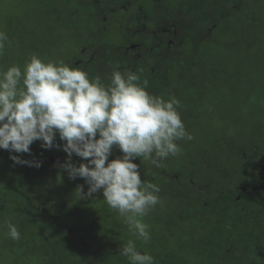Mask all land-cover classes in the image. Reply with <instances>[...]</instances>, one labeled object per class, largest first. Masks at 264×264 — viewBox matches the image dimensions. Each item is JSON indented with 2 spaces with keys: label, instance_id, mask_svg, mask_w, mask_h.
<instances>
[{
  "label": "flooded vegetation",
  "instance_id": "1",
  "mask_svg": "<svg viewBox=\"0 0 264 264\" xmlns=\"http://www.w3.org/2000/svg\"><path fill=\"white\" fill-rule=\"evenodd\" d=\"M84 1L83 12L68 8L66 20L60 22L61 36L68 35L60 48L65 50L67 62L103 81L110 80L113 70L139 73L141 82L149 81L150 92L181 101L179 111L186 129L200 140L199 145L179 141L182 154L163 160L159 168L151 162L141 163L139 158L134 161L140 165L141 178L161 189L160 203L148 214L149 224L145 220L149 229L157 218L155 226L166 238L180 226L188 232H195L196 227L205 236L202 244L206 239L217 244L228 241L231 248H238L247 238V253L239 258L243 262L233 264H264V129L239 136L244 147L233 150L235 141L217 127L231 113L230 103L221 109L194 106L192 117L189 112L194 105L189 94L194 89L189 81L194 80L190 77L197 78L198 68L211 64L203 57L205 45L221 46L234 27L240 35L248 24L256 23L257 14L249 9L252 0ZM260 9L257 2L256 11ZM261 61L264 66V59ZM208 121H214V127ZM261 122L264 124V118ZM56 138L59 144L64 143L59 134ZM119 155L122 153L114 148L109 159ZM41 160L51 171L47 176L60 175L53 183L55 192L77 189L64 190L66 186L61 184V177L68 173L59 165L67 160V153ZM77 160V165L84 162L80 157ZM78 180L71 179L74 184ZM96 193L101 201L103 190ZM45 196L62 202L52 194ZM196 250V243L185 242L180 254L195 257Z\"/></svg>",
  "mask_w": 264,
  "mask_h": 264
},
{
  "label": "clouds",
  "instance_id": "2",
  "mask_svg": "<svg viewBox=\"0 0 264 264\" xmlns=\"http://www.w3.org/2000/svg\"><path fill=\"white\" fill-rule=\"evenodd\" d=\"M7 43V33L0 30V56ZM148 85L137 72L113 70L105 83L63 59L45 61L36 54L23 70L0 65V149L8 150L15 164L39 168L42 161L16 154L31 153L37 140L45 149L62 148L67 160L59 166L70 179L83 178L89 185L87 193L78 185L79 199L102 189L103 200L135 236L119 252L129 264H155L136 240L150 241L144 217L160 203L161 191L155 182L141 178L134 161L162 167L163 160L182 154L179 141L194 139L179 111L181 101L154 94ZM57 134L62 145L56 143ZM114 148L122 155L110 160ZM73 154L84 162L73 163ZM6 223L7 236L19 240L18 227Z\"/></svg>",
  "mask_w": 264,
  "mask_h": 264
},
{
  "label": "trees",
  "instance_id": "3",
  "mask_svg": "<svg viewBox=\"0 0 264 264\" xmlns=\"http://www.w3.org/2000/svg\"><path fill=\"white\" fill-rule=\"evenodd\" d=\"M21 4L28 5L27 9L22 11L25 15L23 20L15 21L14 18L16 24H4L1 21L3 17L0 16V30L7 33L10 41L6 44L3 55L0 56V65L4 70L12 65H19L14 55L20 58L22 64L27 62L33 54L43 58L45 54L56 53L62 48L65 36L68 37V35L61 36L60 23L63 19L65 21L68 16V0H23L19 1L17 6ZM81 4L85 7L84 0L81 1ZM257 21L258 17L255 22ZM55 23H58L59 26H55ZM227 36L221 42L222 45H232L238 41V36L234 40L231 38V33ZM248 44L255 47L253 50L257 52L254 54L256 58L263 60L264 30L262 29L259 35L250 33ZM217 45L218 48L222 46ZM203 52V57L210 60L211 64L206 67L201 65L198 68L197 75H203L202 79L205 80L206 86L197 83L200 87L192 99L194 105H191L189 111L193 112L191 117L195 113L194 106L199 108L204 96L208 94L213 96L212 93H215L220 100L221 95L227 94L231 80H235L228 70L223 68L220 63L217 64L219 55L215 56L205 48ZM60 57L67 62L66 57L62 55ZM247 75L251 77V83L255 87H252L250 96L244 102L256 111L264 107L262 99L264 96V75L258 76L257 74L255 76L252 73ZM104 82L108 83L110 80L105 79ZM215 82L216 85H214ZM192 83L194 81H189V84L193 85ZM234 109L236 108L232 106L231 113L224 117L225 124L233 126L239 124L257 125L256 131L264 129V124L261 122L263 117H244L240 113V109L236 112ZM192 127L195 129V126ZM194 135H192L194 139L189 142L199 145L200 140L197 135L196 137ZM229 139L236 143L233 150H237L241 146L244 147L239 136L233 134V139L231 137ZM56 143L59 144L57 138ZM41 144L42 142L37 140L30 146L31 153H17L16 155H20L26 160L42 161L41 157L43 156L50 158L52 155L64 152L63 150L56 151L55 146L42 150ZM200 153L202 152L196 154ZM10 155L8 150L0 149V261L1 256L8 250L13 254L12 258L15 264H30L27 259L31 257H38L44 261L40 264H129L127 258L120 255V248L128 239L136 238L129 232L124 218L109 208L103 199L97 200L99 203H95V199L92 200L89 197L79 199V193L76 190H66L83 185L84 192L87 193V183L83 178H79L74 184L67 176L68 184L64 180L61 182L66 186L63 188L66 192H63L64 194L57 193L53 190L56 178L53 183H46L48 181L47 174L51 171L46 169L43 162L39 168L26 164H15ZM77 157L73 154V163L78 161ZM48 194L61 199L62 202L56 203L53 199L49 200L50 196H45ZM96 196L101 195L100 193L92 195V197ZM145 220L149 224L148 215L144 217ZM72 221L75 223L73 224ZM6 222H11L18 227L21 233L19 240H12L7 236ZM157 223L158 219L155 218L152 228L149 229L151 236L149 242L143 243L141 240H136L138 249L151 254L155 259V264H233L234 262H243V259L239 258L247 253V246L250 244V240L247 238L243 239L238 248H231L228 241L217 244L214 240L206 239L202 244L201 241L205 236L197 232L196 227L195 232H188L182 229L183 226L174 227L176 231H171L166 238L164 232L155 226ZM73 228H76V231L73 232ZM185 242L197 244L196 251L198 253L195 254V257H183L180 254ZM18 247H21V250L17 251Z\"/></svg>",
  "mask_w": 264,
  "mask_h": 264
},
{
  "label": "rangeland",
  "instance_id": "4",
  "mask_svg": "<svg viewBox=\"0 0 264 264\" xmlns=\"http://www.w3.org/2000/svg\"><path fill=\"white\" fill-rule=\"evenodd\" d=\"M19 1L23 0H0V16L3 17L1 21L6 23H12L16 24L14 21V17L16 20L21 21L25 18V15L22 11L26 10L28 5H19ZM69 1V9L72 11H79L83 12L85 7L81 4L82 0H68ZM257 2H259L261 9L260 11L257 10ZM250 11L252 13L256 12L258 21L254 24H248L246 26V30L239 35V29L237 27H234L231 30V38L234 40L238 39V41L235 44H229V45H222L221 47L217 46H212V45H205V49L216 55H219V62L217 64H221L223 68L229 71L232 77L235 78L231 80L229 84L231 86L229 89H227V94L225 93L224 96H220V100L218 98H215L211 95H209L207 98L201 99L200 106L202 108H207L210 109V107H214L215 109L219 108H225L228 103H230L234 108V111L240 109V113L245 117H250V118H255V117H263L264 118V107L259 108V110H252L249 105H247L244 101L246 98L250 96L251 89L252 87H255L251 83V77L248 76L247 74H254L255 76L258 74V76L264 75V67L262 64V61L256 58L254 54H257L255 52V47H252L250 44H248L249 41V35L250 33H254L255 35H259L261 30H264L263 26V17H264V0H252L250 7ZM263 15V16H262ZM55 26H59L58 23H55ZM71 41H73L71 39ZM264 56V53H262ZM62 55L63 57H66L65 50H58L53 52L52 54L47 53L43 56V59L45 61L47 60H55V59H62L60 57ZM249 58H246L248 57ZM42 58V56H40ZM14 58L17 59L19 66L23 70V67L25 63L22 64V61H20V58L17 57V55H14ZM264 58V57H263ZM67 59V57H66ZM203 75H197V78L194 79V77H190L192 80H194V89L195 91L200 87L197 85V83L203 84L205 87L206 82L204 79H202ZM257 76V77H258ZM253 78V77H252ZM194 89L189 91V94L191 97L195 96ZM263 101H264V96H263ZM208 124L212 125L214 127V121H208ZM217 127H219L221 133H227L228 138L233 139V134L237 136H241L242 134H253L256 132V125H245V124H239V125H230V124H225V123H217ZM196 137V135H194ZM55 150H62V148H57L55 147ZM48 181H46L47 184L49 182L54 181L55 178H59L60 175H48ZM66 184H68V179L67 176H62L61 177ZM92 198V200L95 199L97 200L101 199V196H96V197H89ZM74 224L75 221H72ZM220 234H223V231H219ZM21 250V247L17 248V251ZM12 253L8 250H6V254L1 256V261L0 263L2 264H15L14 259L12 258ZM27 261L31 264H40L44 261L40 260L38 257H31L30 259L28 258Z\"/></svg>",
  "mask_w": 264,
  "mask_h": 264
}]
</instances>
